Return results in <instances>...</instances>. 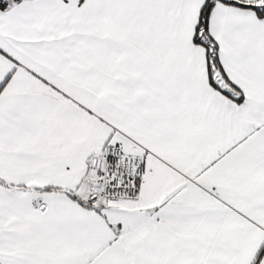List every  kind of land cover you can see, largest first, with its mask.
I'll return each instance as SVG.
<instances>
[{
	"label": "snow or ice",
	"instance_id": "snow-or-ice-1",
	"mask_svg": "<svg viewBox=\"0 0 264 264\" xmlns=\"http://www.w3.org/2000/svg\"><path fill=\"white\" fill-rule=\"evenodd\" d=\"M0 264H264V0H0Z\"/></svg>",
	"mask_w": 264,
	"mask_h": 264
}]
</instances>
